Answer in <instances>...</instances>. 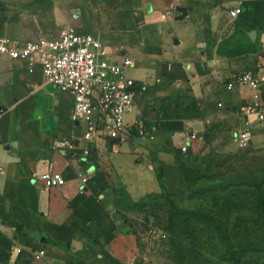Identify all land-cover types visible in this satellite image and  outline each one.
<instances>
[{
    "label": "crops",
    "instance_id": "0c3cea01",
    "mask_svg": "<svg viewBox=\"0 0 264 264\" xmlns=\"http://www.w3.org/2000/svg\"><path fill=\"white\" fill-rule=\"evenodd\" d=\"M179 1L140 0L148 12L188 7L186 17H174L179 22L174 49L160 36L147 38L143 47L144 36L154 37L153 21L130 38L100 37L114 49L123 47L119 56L134 59L127 73L140 83V93L126 122L139 113L147 127L144 137H132L117 150L108 139L97 138L89 144L101 150L81 156L88 143L80 140L81 128L71 119L72 94L47 83L39 65L30 72L25 61L0 54V264H92L90 256L149 264L146 245L117 210L115 188H124L133 200L160 193L161 171L173 197L199 181L205 161L197 156L208 137L227 140L235 129L264 124L237 111L251 100L248 87L229 91L225 86L237 72L264 73V0ZM91 6L92 0H0V36L52 39L68 25L93 33ZM233 7L241 8L236 16L229 14ZM154 21L162 27L169 22ZM174 56L190 61L166 62ZM182 93L195 97L200 117L168 116L150 104ZM55 137L74 138L77 147H54ZM46 170L60 171L65 184L46 188L40 177ZM79 172L88 176L86 183ZM39 249L45 255L37 260L32 254Z\"/></svg>",
    "mask_w": 264,
    "mask_h": 264
},
{
    "label": "rangeland",
    "instance_id": "374dc122",
    "mask_svg": "<svg viewBox=\"0 0 264 264\" xmlns=\"http://www.w3.org/2000/svg\"><path fill=\"white\" fill-rule=\"evenodd\" d=\"M196 1L200 0H190L192 4ZM210 1L211 3H218L221 0ZM187 2L189 0L179 1V3ZM174 10L175 6L172 5L148 12L146 3L143 2L141 4L140 0H92V6L89 11L91 18L89 24L93 25V33L99 37L117 34L125 39L131 37L129 33L145 30L150 23L149 21H153L155 28L149 30L154 32V37L144 36L143 38L145 39L142 45L143 43L146 44L147 38L156 40L155 37L159 38L160 36V40L166 37L168 48L174 49V46H172L174 44L173 41L179 39V22L174 21ZM154 20L169 22H165V27H162ZM132 36H135V33ZM143 47L141 50H143ZM172 61L186 64L190 61V58L180 60L174 56L173 60H166L167 63ZM153 103L159 106V109L164 110L168 116L197 118L202 115L201 108L195 97L187 93L173 95L164 100L156 99L151 101L150 104ZM247 128L250 135L247 145L238 143L236 129L235 133L231 134V137L227 140H213L211 136L207 138L205 141L207 147L204 153L197 156V158L205 161L199 181L191 189L173 197L170 196L174 208L171 207L172 204L167 199L161 197L145 198L139 202L141 205L134 209H131L132 204H130L128 207L129 212L126 213L128 218L135 224L137 233L146 245V251L149 254L147 263L175 264L173 263V254L171 249H169L168 243L170 237V232L167 229V226L170 225L169 212L174 210H194L203 194H198L196 197L191 198L189 193L192 191L196 192L203 185L210 186L216 183H225L229 186L227 189L228 194H237L231 197L232 202L235 204L229 208L227 205V208H220L224 233L234 235L233 237L238 243L246 244L253 241L259 245L263 240L264 210L256 208V214L262 216L257 219L255 214L251 212L253 201L249 192L256 191L258 194L259 191L256 187L261 184L260 190L263 191L264 196V124ZM209 195H212L209 198L211 203L215 201L218 204H220V201L222 203V197L216 193ZM225 199L229 200L230 196L226 194ZM145 201L146 204L143 205L142 203ZM180 216V214L173 216L176 218L174 224L181 225L182 218ZM255 219L256 222H253L252 220ZM160 232L164 233L165 236H159ZM204 240L210 241L201 247L206 250L205 258L221 262L223 251L227 247L226 242L222 241L221 237H218L216 231L208 232ZM248 257L257 260L256 264H264V252L254 251L248 254ZM89 259L92 264H111L108 261H96L95 256H90Z\"/></svg>",
    "mask_w": 264,
    "mask_h": 264
},
{
    "label": "built area",
    "instance_id": "2783aa9c",
    "mask_svg": "<svg viewBox=\"0 0 264 264\" xmlns=\"http://www.w3.org/2000/svg\"><path fill=\"white\" fill-rule=\"evenodd\" d=\"M240 12V7L229 9L231 16ZM121 50L123 47L114 49L96 34L77 32L73 25L64 27L52 39L39 37L20 41L0 36V54L25 61L30 72L39 65L47 83L72 94L71 119L81 128L80 140L88 143L81 148V156L86 157L101 150V147L89 144L94 139H108L117 150L132 137L147 134L144 118L139 113L132 123L126 122L127 113L136 107L140 83L127 73V69L134 65V59L129 55L119 56ZM225 86L229 91L238 86L248 87L251 100L240 105L237 111L252 114L258 122L264 123V73L243 70L233 74ZM2 112L3 109H0ZM193 137L195 135L192 133L190 138ZM236 139L240 145H247L250 140L248 128H239ZM52 145L70 149L77 147L74 138L66 137L53 138ZM185 149L186 145H183L182 150ZM78 174L82 183H86L88 176L82 172ZM40 177L46 188L61 186L66 182L60 171L46 170ZM159 236L165 234L160 232ZM21 250L16 248L17 252ZM32 255L39 260L45 255V250L39 249Z\"/></svg>",
    "mask_w": 264,
    "mask_h": 264
},
{
    "label": "trees",
    "instance_id": "16d2710c",
    "mask_svg": "<svg viewBox=\"0 0 264 264\" xmlns=\"http://www.w3.org/2000/svg\"><path fill=\"white\" fill-rule=\"evenodd\" d=\"M159 178L161 181V185L163 186V191L160 193H149L138 200L131 199L126 190L124 188H115L116 194V207L119 212H121L126 221H128L134 229V232L137 233L135 224L128 218L127 213L129 212L128 207L132 204V208H137L141 205L139 202L144 200L145 198H164L167 199L169 203L172 204L171 207L174 208V204L172 199L170 198L169 193L166 191L164 187V183L162 180V173L159 171ZM228 185L225 183H216L213 185H203L196 192L192 191L189 193L191 198L196 197L198 194L201 195L202 198L198 200L196 208L194 210L188 211H170L168 219L170 220V225L167 226L168 231L170 232L169 237V249H171V253L173 254V263L175 264H256L257 260H253L248 257V254L254 251L264 252V238L260 242V244H255L253 241L244 243H238L234 235H227L224 233V228L222 227V220L220 217V208H228L233 204L231 197L237 195L235 193L228 194L227 189ZM259 191L257 194L256 191H250V195L252 196L253 207L251 208V212L255 214V217L258 219L262 216L256 214V208L260 210H264V196L263 191L260 190L261 184L256 187ZM212 193H216L220 197H222V203L218 204L217 201L211 203L209 198ZM230 196V199H225V195ZM146 204V201L142 203ZM227 205V206H226ZM172 208V209H173ZM128 209V210H127ZM178 212V213H177ZM181 215L182 218L181 225L174 224L176 218L173 216ZM173 217V218H172ZM256 222L255 220H252ZM217 233L218 237H221V240L225 241L227 244L226 249L223 251V258H221V262L211 261L208 258H205L206 250H203L201 247L204 244L209 243L210 241L204 240L205 236L208 232ZM138 234V233H137ZM139 239L141 240L140 235L138 234ZM210 239V238H209ZM109 263L120 264L118 260L113 257L108 258Z\"/></svg>",
    "mask_w": 264,
    "mask_h": 264
},
{
    "label": "water",
    "instance_id": "95a60500",
    "mask_svg": "<svg viewBox=\"0 0 264 264\" xmlns=\"http://www.w3.org/2000/svg\"><path fill=\"white\" fill-rule=\"evenodd\" d=\"M188 14V7L183 5H177L174 10V17L176 19H181L186 17ZM177 42V40H175ZM137 140L144 141L142 138H138Z\"/></svg>",
    "mask_w": 264,
    "mask_h": 264
}]
</instances>
